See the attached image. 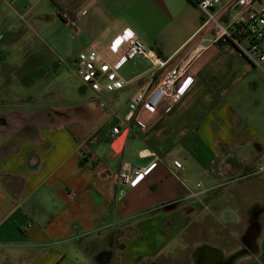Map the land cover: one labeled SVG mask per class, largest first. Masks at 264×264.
I'll use <instances>...</instances> for the list:
<instances>
[{
    "label": "crops",
    "instance_id": "obj_1",
    "mask_svg": "<svg viewBox=\"0 0 264 264\" xmlns=\"http://www.w3.org/2000/svg\"><path fill=\"white\" fill-rule=\"evenodd\" d=\"M198 1L0 0L25 26L19 41L31 32L50 50H12L13 25L0 18V62L12 61L0 77V264H264V175L253 173L264 150V62L255 72L214 42ZM122 32L169 65L193 59L179 102L160 119L140 116L145 128L110 115L105 104L118 111L110 100L120 91L79 99L56 66L77 78L76 56L89 49L120 61L125 45H111ZM148 68L122 76L125 89L152 85ZM114 125L127 130L118 153ZM127 157L148 166L125 185Z\"/></svg>",
    "mask_w": 264,
    "mask_h": 264
},
{
    "label": "built area",
    "instance_id": "obj_2",
    "mask_svg": "<svg viewBox=\"0 0 264 264\" xmlns=\"http://www.w3.org/2000/svg\"><path fill=\"white\" fill-rule=\"evenodd\" d=\"M197 7L203 15V24L212 25L214 28V42L229 43L250 65L260 67L264 62V0H200ZM58 17L64 23L73 26L71 15L67 11H59ZM117 44H124L125 47L120 55L121 60L113 63L107 62L95 49L77 54L74 71L79 87L89 91L93 96L122 91L130 81L120 76L116 65L136 57L147 60L149 63L147 71L153 79V84L148 88H142V83L134 84V90L122 103L133 112L130 122L145 128L147 122L140 116L146 114L160 119L179 102L190 84L189 74L193 59L169 65L168 59L146 49L132 33L127 32L117 35L116 43L111 45L113 51L118 50ZM105 106L110 115L116 116L115 108L107 104ZM120 132L119 125L111 128L112 141ZM148 156L158 160L153 153ZM147 166L132 165L128 161H123L118 170L119 182L130 184L134 178L145 173ZM172 166L179 169L181 162L174 159ZM253 173L264 175V150ZM196 186L202 188L200 183H196Z\"/></svg>",
    "mask_w": 264,
    "mask_h": 264
},
{
    "label": "rangeland",
    "instance_id": "obj_3",
    "mask_svg": "<svg viewBox=\"0 0 264 264\" xmlns=\"http://www.w3.org/2000/svg\"><path fill=\"white\" fill-rule=\"evenodd\" d=\"M6 15H7V21L12 25H13V30L15 31L14 32V35H13V49L12 50H15V51H18V49H22L23 47H25V45H29L30 48H34V49H37V50H41L43 52H45V54L47 56H50V50L49 48L46 46V43L45 42H41V46H39V43L37 42V40L33 39V36H35L33 33L30 32V41H26V42H22V41H19V39L21 38V29L22 27L25 28V26L23 25V23L19 20H16V18H14L15 16H13L12 12L9 10L8 6L7 5H0V18H3L5 20L6 18ZM5 33V23H3L1 26H0V35H4ZM128 33V32H127ZM41 35L43 37H46L47 34L44 35V33L41 32ZM16 36H19L17 39ZM69 41V40H68ZM102 56L103 58L109 62V63H112L114 60H116L118 58V54H107V53H102ZM54 60H57V58H53ZM10 60V59H8ZM12 60L15 61V59L13 58ZM66 60V59H65ZM8 63H12V61H9ZM7 63V59L5 61H2L0 62V77L4 78L6 76V71L8 72V70L10 69L9 68V65ZM56 66H59V68H57L59 70V72L61 73V77L62 79L66 80L67 82L71 83V85L74 87H72L73 89V92H76L77 94L75 95L77 98H82L83 95H89V91H86L84 94L82 95H78L80 94L78 92V90L76 91V89H78L79 87V81L78 79L70 74L67 70V68L65 67V65L61 62H58V64H56ZM149 67V63L145 60H141L140 57H136L134 59H131V60H127V61H124L122 64H120L119 66L116 65V69L117 71L120 73L121 76H123L124 78H130L131 76H133L134 74H137L139 72H142L144 69H147ZM4 70V71H3ZM255 72H259V69L256 67L254 68ZM1 71H3V73L1 74ZM1 78H0V82H1ZM52 84H56L54 81H52ZM1 85V84H0ZM125 91H120L116 96H115V101L114 100H110L111 102H114L113 104L116 106L120 103H123L124 99L131 93L132 90H126L124 89ZM63 95H66V93L63 91ZM6 96H3L0 94V98H4ZM113 99V98H112ZM109 101V102H110ZM173 107V106H172ZM172 107L168 110V112L172 109ZM167 112V113H168ZM116 116L123 120V121H126V122H130V119L131 117L133 116V112L129 111L126 107V105H123L121 106L118 111H116ZM114 116V117H116ZM157 125V124H156ZM156 125H153V127H155ZM182 126H185L184 124H180V126L178 125V128L176 131H178V133H180L183 129H185V127H182ZM151 128V127H150ZM151 128V129H152ZM157 128V127H156ZM172 129H175L174 127ZM123 131V130H122ZM121 131V132H122ZM121 132L118 134V136L121 134ZM170 132V131H169ZM127 133V130H125V132L123 133V135L121 137H124L125 134ZM144 137H146V132L145 134L143 133ZM148 136V134H147ZM117 137V136H116ZM116 137L114 139H116ZM120 139V138H119ZM119 139L115 140V142L113 143V147H116L119 143ZM176 139V137H175ZM174 140V139H173ZM147 142H150L151 144H153L156 140H155V135L154 136H151L150 138H147L146 140ZM126 145L129 146V145H132L133 147L136 148L137 146V140L134 139V138H127L126 140ZM158 146L161 145V143H158L157 144ZM135 157H127V160H130L131 164L134 165L135 162H134V159ZM135 179V178H134ZM133 179V180H134ZM133 180L131 182H133ZM21 252H19L20 254ZM18 252L15 253V257L18 256L17 255Z\"/></svg>",
    "mask_w": 264,
    "mask_h": 264
},
{
    "label": "water",
    "instance_id": "obj_4",
    "mask_svg": "<svg viewBox=\"0 0 264 264\" xmlns=\"http://www.w3.org/2000/svg\"><path fill=\"white\" fill-rule=\"evenodd\" d=\"M125 132V130H123L121 132V134L119 136L116 137V139H113V141L111 142V149L115 152L118 153L121 150V147L123 145L124 139L122 140L123 137H121L123 135V133ZM126 136V134H125ZM124 136V138H125ZM120 138V139H119ZM119 139V143L116 147H113V143L115 142V140Z\"/></svg>",
    "mask_w": 264,
    "mask_h": 264
},
{
    "label": "trees",
    "instance_id": "obj_5",
    "mask_svg": "<svg viewBox=\"0 0 264 264\" xmlns=\"http://www.w3.org/2000/svg\"><path fill=\"white\" fill-rule=\"evenodd\" d=\"M105 254H106V255H108V252H105V253H104V254H102V255H105ZM102 255H100V256H102Z\"/></svg>",
    "mask_w": 264,
    "mask_h": 264
},
{
    "label": "flooded vegetation",
    "instance_id": "obj_6",
    "mask_svg": "<svg viewBox=\"0 0 264 264\" xmlns=\"http://www.w3.org/2000/svg\"><path fill=\"white\" fill-rule=\"evenodd\" d=\"M204 264H206V263H204ZM207 264H210V262H208Z\"/></svg>",
    "mask_w": 264,
    "mask_h": 264
},
{
    "label": "bare ground",
    "instance_id": "obj_7",
    "mask_svg": "<svg viewBox=\"0 0 264 264\" xmlns=\"http://www.w3.org/2000/svg\"><path fill=\"white\" fill-rule=\"evenodd\" d=\"M124 138V137H123ZM123 138H122V140H123Z\"/></svg>",
    "mask_w": 264,
    "mask_h": 264
}]
</instances>
